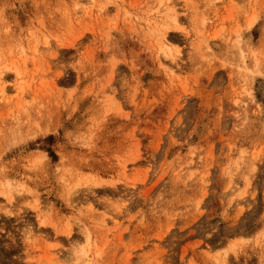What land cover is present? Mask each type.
I'll return each mask as SVG.
<instances>
[{
	"label": "rangeland",
	"instance_id": "obj_1",
	"mask_svg": "<svg viewBox=\"0 0 264 264\" xmlns=\"http://www.w3.org/2000/svg\"><path fill=\"white\" fill-rule=\"evenodd\" d=\"M0 264H264V0H0Z\"/></svg>",
	"mask_w": 264,
	"mask_h": 264
}]
</instances>
